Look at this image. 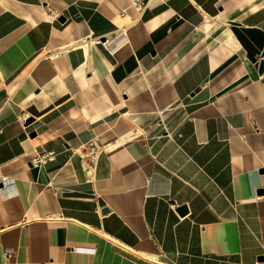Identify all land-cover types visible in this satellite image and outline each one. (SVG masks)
<instances>
[{
    "label": "crops",
    "instance_id": "obj_1",
    "mask_svg": "<svg viewBox=\"0 0 264 264\" xmlns=\"http://www.w3.org/2000/svg\"><path fill=\"white\" fill-rule=\"evenodd\" d=\"M132 1L0 0V264H264V0Z\"/></svg>",
    "mask_w": 264,
    "mask_h": 264
},
{
    "label": "built area",
    "instance_id": "obj_2",
    "mask_svg": "<svg viewBox=\"0 0 264 264\" xmlns=\"http://www.w3.org/2000/svg\"><path fill=\"white\" fill-rule=\"evenodd\" d=\"M147 4L148 3L145 0H133L132 1V6L134 7L138 15H141L144 12V10L147 7ZM124 12H125L124 10L121 11L120 15L124 14ZM54 153L55 152L53 150H41V151L35 152L31 160L32 166L33 167L40 166L45 160L50 159L54 155ZM99 153H100V150L95 147L94 142L92 140L88 141L87 149L83 156L87 157L94 164L97 160ZM73 250L76 252H83V253L94 252V249L82 248V247H75ZM8 254H9V251L4 252V255L8 256ZM39 264H46V263L42 262Z\"/></svg>",
    "mask_w": 264,
    "mask_h": 264
},
{
    "label": "water",
    "instance_id": "obj_3",
    "mask_svg": "<svg viewBox=\"0 0 264 264\" xmlns=\"http://www.w3.org/2000/svg\"><path fill=\"white\" fill-rule=\"evenodd\" d=\"M262 68H263V63H262V61H260L259 62V67H258V69H259V72H262ZM198 89H196V91H197ZM257 192H262V189H258L257 190ZM183 213L185 212V208L184 207H182L181 209H180Z\"/></svg>",
    "mask_w": 264,
    "mask_h": 264
},
{
    "label": "bare ground",
    "instance_id": "obj_4",
    "mask_svg": "<svg viewBox=\"0 0 264 264\" xmlns=\"http://www.w3.org/2000/svg\"><path fill=\"white\" fill-rule=\"evenodd\" d=\"M5 180V179H4ZM5 181H7V180H5Z\"/></svg>",
    "mask_w": 264,
    "mask_h": 264
}]
</instances>
